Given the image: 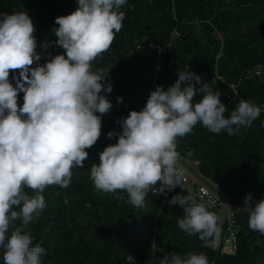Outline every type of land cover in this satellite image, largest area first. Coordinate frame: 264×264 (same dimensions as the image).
Listing matches in <instances>:
<instances>
[{"label": "trees", "instance_id": "16d2710c", "mask_svg": "<svg viewBox=\"0 0 264 264\" xmlns=\"http://www.w3.org/2000/svg\"><path fill=\"white\" fill-rule=\"evenodd\" d=\"M77 6V0H0V16L27 12L35 27L37 51L43 53L38 63L43 65L49 52L65 54L54 43L55 19L71 14ZM120 11L122 29L93 62V71L105 69L106 82L113 85L111 93H102L113 107L102 116L101 135L86 149L84 167L72 169L67 188H45L46 207L25 229L33 246L45 249L40 264H132L126 259L129 254L135 264H158L172 252L182 257L204 253L209 264H264V235L249 228L243 210L249 193L254 201L264 199V0H126ZM45 41L48 49L41 47ZM158 61L163 66L155 73ZM188 66L220 94L226 117L241 98L261 108L259 118L237 135L230 136L226 130L216 134L197 123L190 134L176 140L180 159L198 161L195 173L209 178L235 212L239 230L232 253L223 243L217 245L216 234L215 246L207 247L198 234L189 236L178 227L183 209L169 201L181 192L172 190L158 197L150 188L144 207L137 208L125 191H99L90 178L99 153L117 142V136L108 138L109 132L122 131L117 121L132 110H142L155 87L166 90ZM14 74L18 76L19 70ZM23 95L18 94L20 106ZM202 96L197 91L193 103ZM117 97H122L121 103ZM25 192L33 195L31 189ZM221 209L220 205L207 208L217 224ZM3 251L0 248V264H4Z\"/></svg>", "mask_w": 264, "mask_h": 264}, {"label": "clouds", "instance_id": "9594fccd", "mask_svg": "<svg viewBox=\"0 0 264 264\" xmlns=\"http://www.w3.org/2000/svg\"><path fill=\"white\" fill-rule=\"evenodd\" d=\"M77 3L74 12L55 19L54 43L65 54L52 56L49 52L43 65L38 63L43 53L37 51L35 27L27 12L0 16V248L4 264H40L45 249L33 246L25 229L46 207L45 188H67L72 169L84 167L89 155L86 149L98 141L102 116L113 107L102 94L111 93L113 85L106 82L105 69L93 71V62L110 48L122 29L124 13L120 8L126 0ZM41 47L48 49V42ZM197 91L203 96L193 103ZM21 92L22 106L18 104ZM220 97L190 68L166 90L155 87L142 110H132L117 121L121 132L108 133L109 139H118L106 146L99 153V163L91 166L95 188L112 194L125 191L137 208L144 207L150 188L165 196L177 186L183 188L184 170L178 160L185 163L175 150L177 137L190 134L197 123L216 134L226 130L230 136L237 135L261 114L259 106L241 98L226 117L227 107ZM121 102L122 97H117V103ZM169 204L183 209L184 216L177 222L183 232L198 234L204 246H215L212 237L219 231L217 217L205 204L179 194ZM243 206L249 228L264 235V199L254 201L249 193ZM126 259L135 264L130 254ZM158 264L209 261L204 253L190 252L182 257L172 252Z\"/></svg>", "mask_w": 264, "mask_h": 264}, {"label": "built area", "instance_id": "2783aa9c", "mask_svg": "<svg viewBox=\"0 0 264 264\" xmlns=\"http://www.w3.org/2000/svg\"><path fill=\"white\" fill-rule=\"evenodd\" d=\"M161 51V48H159ZM162 63L159 61L155 63V73L159 72L162 68ZM157 75L153 76V80L156 81ZM198 161H195L196 165ZM178 165L183 168L184 176L182 180V187L177 186L174 190L181 192L183 195L191 198L192 202L202 203L208 208H212L215 205H220L221 208L226 209L228 207L229 213L223 214L220 212L218 217L222 219L218 222L217 227L219 229L217 236V245L220 246L222 243L224 244V249L232 253L235 251L237 247V233L239 230V226L236 224V218L234 216V211L231 209V204L227 200H224L221 194L217 193L213 188H211L205 182H200L199 177L196 173L191 172L185 164L178 160ZM197 168V166H195ZM196 174V175H195ZM159 186V182L157 187ZM154 193L156 191L155 187L153 189ZM158 197H161L162 194L156 193ZM226 221L228 224L226 225ZM215 236V235H214ZM155 246V245H154Z\"/></svg>", "mask_w": 264, "mask_h": 264}, {"label": "rangeland", "instance_id": "374dc122", "mask_svg": "<svg viewBox=\"0 0 264 264\" xmlns=\"http://www.w3.org/2000/svg\"><path fill=\"white\" fill-rule=\"evenodd\" d=\"M184 163H185V165L188 167V169L191 171V172H197V168L195 167L196 165L194 164V163H192L190 160H188V159H186V160H184ZM196 175V174H195ZM198 176V175H197ZM199 177V181L200 182H205L206 184H208L211 188H213L217 193H219V194H221V192L216 188V186L212 183V181L209 179V178H207V177H202V175L200 176H198ZM224 200H226L227 201V198H224ZM229 209H228V207L226 208V209H221V213H222V215L223 214H226V216H227V214L229 213V211H228Z\"/></svg>", "mask_w": 264, "mask_h": 264}]
</instances>
